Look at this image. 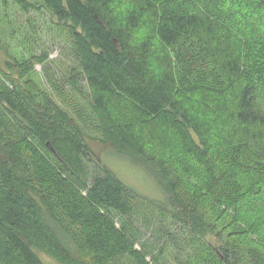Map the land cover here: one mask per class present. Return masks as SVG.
Masks as SVG:
<instances>
[{
	"label": "trees",
	"instance_id": "16d2710c",
	"mask_svg": "<svg viewBox=\"0 0 264 264\" xmlns=\"http://www.w3.org/2000/svg\"><path fill=\"white\" fill-rule=\"evenodd\" d=\"M14 2L64 24L77 60L66 81L89 89L86 126L161 197L139 194L100 159L91 176L89 138L68 108L31 82L0 79V264H44L33 248L61 264H150L135 247L139 200L195 249L177 264H264V0H134L122 12L115 0ZM152 41L176 53L174 71L151 68ZM110 101L166 128L186 161L151 151Z\"/></svg>",
	"mask_w": 264,
	"mask_h": 264
},
{
	"label": "rangeland",
	"instance_id": "374dc122",
	"mask_svg": "<svg viewBox=\"0 0 264 264\" xmlns=\"http://www.w3.org/2000/svg\"><path fill=\"white\" fill-rule=\"evenodd\" d=\"M133 5L134 0H115L114 8L115 11L122 12ZM147 28L145 26L137 29L132 33L131 39L139 43L145 37ZM149 59L150 66L156 73L165 71L167 68L174 71L177 65L176 53L162 48L155 41H152ZM76 64L77 60L64 24L58 23L55 17H52L44 9H30L26 13L18 7L14 0H0V79L6 84H11L17 79L31 82L37 88L49 93L58 104H63L68 108L79 125L84 127L87 138H89L87 141L93 153L91 161L86 162V165L91 176L100 173L96 164V159H100L123 182L130 185L139 194L148 199H159L161 192L152 178L133 163L112 152H107L96 140L101 138L98 129L91 125L86 126L89 123L87 119L90 115L88 114H91L89 103L85 99L89 94L88 86L84 81H81L82 91L78 93L74 91L71 83L66 81L69 80L70 67ZM186 88L181 87L183 90ZM193 91L198 95L199 90ZM118 104L115 101H110L109 108L113 116H119L121 113L120 119L140 134L151 151L175 161H186L185 156H181L179 153L178 145L174 139L167 137L166 128L159 125L154 128L147 126L152 123L138 121L130 114L126 105ZM79 111L84 113L82 119L76 115ZM153 136L158 137L159 140H154ZM219 189L217 188V190ZM212 190L213 187L210 191L212 192ZM216 198L217 196L213 197V199ZM135 204L137 217L132 220V227L136 235L135 247L146 251L147 261L150 264H158L155 259L153 260V257L161 254L160 264H177L176 258L186 263L188 256L192 257L195 251L194 248L190 249V245L186 242V234L180 231L179 226L174 225L167 216L161 217L162 221L159 222V211H155L148 202L139 200ZM216 209L223 210L224 205L217 207L216 204ZM159 232L167 234L166 236L169 237L173 236L175 241L162 243V236ZM33 249L44 264H61L48 249L47 251Z\"/></svg>",
	"mask_w": 264,
	"mask_h": 264
}]
</instances>
